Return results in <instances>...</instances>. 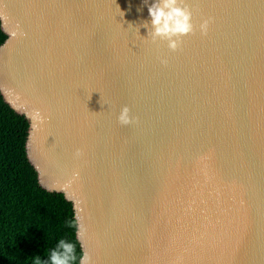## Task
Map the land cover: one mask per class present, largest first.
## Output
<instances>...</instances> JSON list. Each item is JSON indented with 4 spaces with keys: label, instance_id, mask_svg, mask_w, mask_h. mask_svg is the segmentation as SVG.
<instances>
[{
    "label": "water",
    "instance_id": "95a60500",
    "mask_svg": "<svg viewBox=\"0 0 264 264\" xmlns=\"http://www.w3.org/2000/svg\"><path fill=\"white\" fill-rule=\"evenodd\" d=\"M182 6L193 31L172 50L143 0H0L23 103L0 94L92 264H264V0Z\"/></svg>",
    "mask_w": 264,
    "mask_h": 264
},
{
    "label": "trees",
    "instance_id": "16d2710c",
    "mask_svg": "<svg viewBox=\"0 0 264 264\" xmlns=\"http://www.w3.org/2000/svg\"><path fill=\"white\" fill-rule=\"evenodd\" d=\"M0 19L6 34L0 28L1 45L10 29L2 14ZM28 126L0 94V264H34L36 257L44 262L59 239L73 243L78 260L80 245L69 226L72 205L63 195L39 187L25 152ZM27 145L31 149L30 138ZM38 171L42 187L50 189Z\"/></svg>",
    "mask_w": 264,
    "mask_h": 264
},
{
    "label": "clouds",
    "instance_id": "9594fccd",
    "mask_svg": "<svg viewBox=\"0 0 264 264\" xmlns=\"http://www.w3.org/2000/svg\"><path fill=\"white\" fill-rule=\"evenodd\" d=\"M147 6L149 19L144 21L142 26L146 27L153 40L160 38L167 41L169 49L175 50L179 46V37L193 31L191 13L187 7L182 6L183 0H143ZM208 20H204L200 25L201 33H206ZM166 62V61H162ZM130 110L127 106L120 109L117 120L122 125H128L132 122ZM70 227H74L76 240L79 241L85 234L86 228L83 223L74 217L69 222ZM48 259L41 262L36 257L34 264H92L91 256L88 252L81 251L77 260L74 245L71 242L59 239L54 248L48 250Z\"/></svg>",
    "mask_w": 264,
    "mask_h": 264
},
{
    "label": "rangeland",
    "instance_id": "374dc122",
    "mask_svg": "<svg viewBox=\"0 0 264 264\" xmlns=\"http://www.w3.org/2000/svg\"><path fill=\"white\" fill-rule=\"evenodd\" d=\"M1 31H3V28H1ZM5 35V32H4ZM6 36V35H5ZM6 39V38H5ZM3 50L6 51L5 46L3 47ZM3 52V51H2ZM5 53H2L1 58H4ZM2 70V69H1ZM7 76H4L3 73L0 71V91L2 92V94L4 95V99H6V101L13 106H19L20 104L23 103L22 101V97L20 95V90L19 88H17V86H15V84L12 82H9L8 79L6 78ZM38 139V136L35 135V140H32V144L30 143V147L33 149V151L31 149H29L27 151V159L29 161V163L31 164V161H35V149H34V141H36ZM37 153V152H36ZM46 177L52 181L53 180L49 174H46ZM47 179V181H48ZM54 179H57L56 177ZM57 183V181H55ZM80 243L84 246V240L83 238L80 239Z\"/></svg>",
    "mask_w": 264,
    "mask_h": 264
},
{
    "label": "bare ground",
    "instance_id": "6f19581e",
    "mask_svg": "<svg viewBox=\"0 0 264 264\" xmlns=\"http://www.w3.org/2000/svg\"><path fill=\"white\" fill-rule=\"evenodd\" d=\"M0 14H2L3 15V17L5 18V20H6V23H7V25H8V27H9V24H8V20H7V17H6V15L5 14H3V13H1L0 12ZM33 125H34V123H33ZM33 131L34 130H32V133H31V137H30V143H31V140H32V134H33ZM31 148V147H30ZM31 150L33 151V149L31 148ZM36 163V162H35ZM39 167V166H38ZM40 169V168H39ZM40 174H41V178H42V181H43V183L45 184V185H47L49 188H52V186H50V185H48L47 184V182H45L44 181V175H43V172L41 171V169H40Z\"/></svg>",
    "mask_w": 264,
    "mask_h": 264
}]
</instances>
